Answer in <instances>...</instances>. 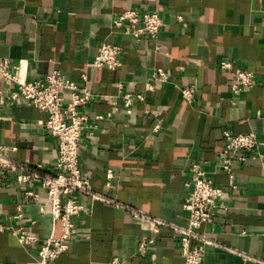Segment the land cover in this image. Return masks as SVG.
Instances as JSON below:
<instances>
[{
	"label": "crops",
	"instance_id": "obj_1",
	"mask_svg": "<svg viewBox=\"0 0 264 264\" xmlns=\"http://www.w3.org/2000/svg\"><path fill=\"white\" fill-rule=\"evenodd\" d=\"M128 8L157 10L164 19L160 37L136 40L116 29L114 17ZM105 39L123 46L117 69L91 65ZM4 58L21 63L33 78L61 70L95 93L92 116L111 113L93 134L95 119L85 125L81 165L93 189L121 206L83 195L87 210L76 218L81 231L50 264H185L172 227L154 232L151 219L135 217L133 209L186 224L196 161L223 187L226 206L202 227L217 242L207 246L202 264H264V144L246 163H236V187L217 165L226 130L254 131L264 142V0H0ZM222 59L253 71L258 84L234 93L233 73L218 68ZM159 67L168 71V81L154 76ZM189 85L195 87L192 101L181 92ZM17 88L0 71V144L15 145L9 153L21 161L51 169L59 143L45 128L47 113L12 98ZM125 92L143 94L131 113ZM27 189L39 198L27 197ZM50 210L36 182L12 180L0 188L3 220L24 224L41 238L60 233ZM149 237L156 242L143 255L138 246ZM38 248L0 229V264H39Z\"/></svg>",
	"mask_w": 264,
	"mask_h": 264
},
{
	"label": "built area",
	"instance_id": "obj_2",
	"mask_svg": "<svg viewBox=\"0 0 264 264\" xmlns=\"http://www.w3.org/2000/svg\"><path fill=\"white\" fill-rule=\"evenodd\" d=\"M164 19L157 10L140 12L128 8L113 19V26L121 29L126 34H131L136 40L143 35L151 39L160 37ZM123 46L108 39L102 41L98 52L91 61L97 68L117 69L122 66ZM221 71L232 72L235 78L234 93L250 89L258 84V76L251 70L237 66L230 59H222L218 63ZM0 71L6 82L17 84V90L12 93V98L22 97L29 105L47 113L44 121L46 130L59 143L56 161L51 169L38 168L21 161L11 155L9 150H15V145L0 144V188L8 185L12 180L18 183H38L46 191V196L51 205L53 217L60 223L59 235H50L46 238L30 232L24 224L13 225L3 220L0 213V229L12 231L20 243L29 245L38 243L39 264H50L51 260L70 249L72 240L80 233L76 218L81 216L87 205L82 196L91 200H103L121 206L115 199L105 193L93 189L91 179L81 165V143L84 139V127L91 123L93 134L99 128L100 122L110 116L102 113L92 116L89 106L95 98V93L81 81L71 78L61 70H54L44 77L33 78L23 72L22 65H12L7 58L0 59ZM161 81L169 80L168 71L159 67L154 71ZM87 75L83 74L81 80L85 82ZM121 89L124 84L116 83ZM183 97L192 101L195 97L194 85L181 89ZM142 93H123V98L128 113L132 112L135 98H142ZM225 144L219 154L218 169L229 176V184L237 186L235 173L236 163H246L256 154L264 142L254 131L246 133H232L224 131ZM261 155V153H260ZM113 178L112 169L108 170L107 185ZM191 190L184 203L188 212L186 224H174L161 217H150L142 211L133 209L135 217L148 218L153 222V231L159 232L160 227H172L174 237L179 243L180 252L185 258V264H202L208 245L217 244L210 237L204 225L213 223L217 209L226 208L221 204L224 189L218 185L214 178L203 168L200 162L190 165ZM27 197L37 200L39 192L34 189L25 191ZM19 215L23 216L22 207L19 205ZM35 222V220H33ZM194 240L198 242L195 243ZM155 238L142 239L138 250L146 254L155 245ZM114 263L118 262L114 258Z\"/></svg>",
	"mask_w": 264,
	"mask_h": 264
}]
</instances>
